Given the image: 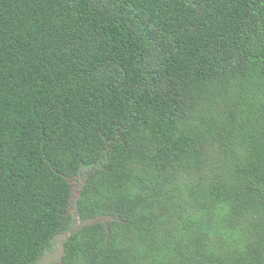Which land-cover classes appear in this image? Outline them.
<instances>
[{
	"label": "trees",
	"instance_id": "1",
	"mask_svg": "<svg viewBox=\"0 0 264 264\" xmlns=\"http://www.w3.org/2000/svg\"><path fill=\"white\" fill-rule=\"evenodd\" d=\"M57 234L60 264H264V0H0V264Z\"/></svg>",
	"mask_w": 264,
	"mask_h": 264
},
{
	"label": "water",
	"instance_id": "2",
	"mask_svg": "<svg viewBox=\"0 0 264 264\" xmlns=\"http://www.w3.org/2000/svg\"><path fill=\"white\" fill-rule=\"evenodd\" d=\"M100 219H102V218H100V217L88 218V219L84 220L83 222H84V224L94 223L96 221H99ZM106 219H108V218H106ZM65 235L66 234L58 235L52 239V244L54 246V250L53 251H50V250L45 251V253L41 256V258H39L37 260V264L61 263V258L64 255L63 242H64V239L66 237Z\"/></svg>",
	"mask_w": 264,
	"mask_h": 264
},
{
	"label": "rangeland",
	"instance_id": "3",
	"mask_svg": "<svg viewBox=\"0 0 264 264\" xmlns=\"http://www.w3.org/2000/svg\"><path fill=\"white\" fill-rule=\"evenodd\" d=\"M71 231H73V229L72 228H70V229H68L67 230V232L69 233V232H71ZM54 250V246H52V248H51V250L50 251H53Z\"/></svg>",
	"mask_w": 264,
	"mask_h": 264
},
{
	"label": "clouds",
	"instance_id": "4",
	"mask_svg": "<svg viewBox=\"0 0 264 264\" xmlns=\"http://www.w3.org/2000/svg\"><path fill=\"white\" fill-rule=\"evenodd\" d=\"M58 235H61V234H57L56 236H58ZM56 236H55V237H56ZM53 238H54V237H53ZM54 264H56V263H54ZM57 264H60V263H57Z\"/></svg>",
	"mask_w": 264,
	"mask_h": 264
}]
</instances>
